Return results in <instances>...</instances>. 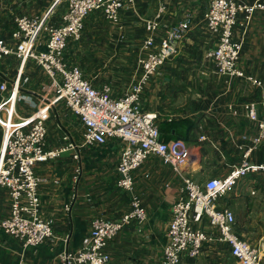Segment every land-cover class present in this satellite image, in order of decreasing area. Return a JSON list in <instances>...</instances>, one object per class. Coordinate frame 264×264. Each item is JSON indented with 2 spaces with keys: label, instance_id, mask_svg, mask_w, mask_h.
<instances>
[{
  "label": "crops",
  "instance_id": "0c3cea01",
  "mask_svg": "<svg viewBox=\"0 0 264 264\" xmlns=\"http://www.w3.org/2000/svg\"><path fill=\"white\" fill-rule=\"evenodd\" d=\"M209 1L134 0L119 12V25L107 22L100 13H91L84 21L81 39L67 43L66 62L79 68L83 78L95 88L109 85L111 97L116 99L122 96L135 73L146 37L145 23L155 18L160 3L166 8L158 18L156 45L159 46L173 26L188 24L175 53L149 80L141 101L146 111L158 115V125L174 123L171 133L164 137H170L169 142L182 141L195 157V163L178 174L159 157L150 155L132 171V194L141 199L146 219L142 223L132 221L109 242L105 247L109 264H161L171 206L182 187V178H198L204 183L211 178L226 177L241 159L239 147H249L257 133L255 123L248 121L243 113L233 115L231 109L240 110L244 102L264 100V13L256 12L245 30L239 25L242 21L239 15L234 29V37L243 40L238 68L259 80L261 87L238 78L227 82L216 74L214 64L206 58L217 41L204 21ZM234 1L252 4L257 0ZM65 10V5L59 3L48 22L60 25ZM15 11L17 1L0 0V35L7 45L14 44L11 33L14 19L19 17ZM38 47L43 48V36ZM17 67L14 56L3 58L0 83L3 78L12 82ZM23 78L27 82L20 84V92L30 101L19 102L17 113L28 117L35 110L33 103L39 104L42 87L49 85L50 80L32 61L26 63ZM46 98L53 99L51 95ZM54 118L55 126L49 132L46 130V148L59 149L69 142L80 146L82 126L61 100H53L46 123ZM64 137H68V142ZM122 147L120 140L107 139L103 145L81 147L79 161L74 160L72 150H67L58 158L35 164L33 172L42 179L37 189L39 216L50 223L52 236L39 246L23 249L20 242L0 229V264H59L57 256L61 252L80 248L92 220L118 221L127 213L131 194L116 186ZM249 160L264 163V142L251 153ZM254 185L264 186V174L240 180L223 199L236 219L234 232L244 241L242 233L249 234L248 231L259 232L264 238L261 227L264 203L252 199L255 193L250 192ZM9 210L8 192L0 188V222L9 217ZM194 228L203 231L209 240L202 244L197 257L182 256L181 264H232L229 247L218 240L216 231L208 226ZM254 247L264 255V239Z\"/></svg>",
  "mask_w": 264,
  "mask_h": 264
},
{
  "label": "built area",
  "instance_id": "2783aa9c",
  "mask_svg": "<svg viewBox=\"0 0 264 264\" xmlns=\"http://www.w3.org/2000/svg\"><path fill=\"white\" fill-rule=\"evenodd\" d=\"M133 2L66 0L60 25L54 26L48 22L49 10L40 15L16 17L11 33L13 45H7L0 35V61L9 56H14L18 61L14 80L11 82L3 78L0 83V188L7 190L10 199L9 217L0 222V229L6 235L20 242L23 249L39 246L52 236L50 223L39 216L37 189L42 179L33 172L35 164L58 158L67 150H72L74 160L79 161L81 147L103 145L107 139L115 138L123 143L116 167L119 175L116 186L131 194L130 210L118 221L92 220L80 248L61 252L57 256L59 264H109V256L105 252L109 242L132 221H145L142 201L132 194L131 173L150 155L159 157L164 165L170 166L178 174L195 163V157L191 156L182 141L159 140L158 115L146 111L141 101L151 77L175 53L188 28L187 22L173 26L165 33L159 46L156 45L154 35L159 26L158 18L166 8L160 3L155 18L145 23L146 37L135 73L125 92L116 99L111 97L109 85L95 88L83 78L79 68L68 64L64 58L68 41L81 39L84 21L91 13L99 12L107 22L119 25V12ZM256 12L264 13V0L252 4L210 0L204 13L206 27L217 37L215 47L207 52L206 58L214 64L216 74L227 82L238 78L257 87L262 85L238 68L243 40L234 37L238 16H242L239 25L245 30ZM41 36L42 49L38 47ZM28 61L42 69L50 84L42 87L39 104L33 103L34 112L24 117L17 113V104L30 101L27 95L20 92V84L27 82L23 74ZM49 95L53 99L48 100L46 97ZM53 100H61L80 122L83 129L80 146L69 142L59 149L46 148L45 123ZM239 108L231 109L233 115L243 113L248 121L255 123L257 133L249 147H239L241 159L230 168L226 177L211 178L202 184L190 177L182 178V187L171 206L161 264H181L182 256L190 259L197 257L202 244L209 237L191 223H200L203 218L218 233V240L228 245L232 264H264L262 251L235 234L234 214L221 205L222 199L240 180L264 174V163L255 164L249 160L251 153L264 141V100L258 103L244 102ZM64 140L68 142V137H64ZM65 209L68 211L69 207Z\"/></svg>",
  "mask_w": 264,
  "mask_h": 264
},
{
  "label": "rangeland",
  "instance_id": "374dc122",
  "mask_svg": "<svg viewBox=\"0 0 264 264\" xmlns=\"http://www.w3.org/2000/svg\"><path fill=\"white\" fill-rule=\"evenodd\" d=\"M17 1V11L16 12V16H24V15H40V14H44L46 13L47 11L50 10V14L53 12V10H55L57 8V6L60 4H64L65 7H66V0H15ZM46 81L49 82V80L46 78ZM125 92V91H124ZM18 108H20V105H18ZM55 122H56V119H52L50 121H48L46 123V130L49 132V130L51 129L52 126H55ZM264 142V141H263ZM262 142V143H263ZM261 143V144H262ZM260 144V145H261ZM0 147H1V142H0ZM259 147V145L257 146ZM256 147V148H257ZM240 161V160H239ZM196 183H199V184H202V182L199 181L198 178H195L193 179ZM253 191L251 192H254L255 195L254 196H251L253 197L252 199L255 200V201H259L258 203H264V186H255L251 188ZM250 192V194H251ZM224 199V198H223ZM221 201V205L222 206H225V202ZM218 204V203H217ZM219 204H220V201H219ZM262 217V216H261ZM235 222H236V219H235ZM264 223V222H263ZM261 224V227L264 228V224ZM192 226L194 227H201V226H209V223H208V220L206 218H203L202 221L200 223H191ZM252 232V235H250ZM248 231L247 233L249 234H246V233H242L244 236V239L254 247V244H258L260 243V241L264 238L261 237V234H257L259 232H253V231ZM235 234L237 236H239L236 232Z\"/></svg>",
  "mask_w": 264,
  "mask_h": 264
},
{
  "label": "trees",
  "instance_id": "16d2710c",
  "mask_svg": "<svg viewBox=\"0 0 264 264\" xmlns=\"http://www.w3.org/2000/svg\"><path fill=\"white\" fill-rule=\"evenodd\" d=\"M94 13H99V12H94ZM173 126H174V123H169V124L160 123L158 125L159 140L160 141L169 142L170 137L169 138L168 137H164V134L171 133V128ZM1 140H2V130L0 128V142H1ZM174 141H177V139H175Z\"/></svg>",
  "mask_w": 264,
  "mask_h": 264
}]
</instances>
